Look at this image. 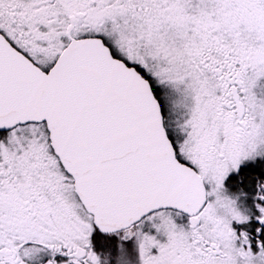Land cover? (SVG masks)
Listing matches in <instances>:
<instances>
[{"label":"snow or ice","instance_id":"snow-or-ice-1","mask_svg":"<svg viewBox=\"0 0 264 264\" xmlns=\"http://www.w3.org/2000/svg\"><path fill=\"white\" fill-rule=\"evenodd\" d=\"M0 264H264V0H0Z\"/></svg>","mask_w":264,"mask_h":264}]
</instances>
